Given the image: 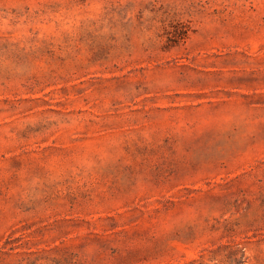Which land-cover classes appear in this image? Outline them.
<instances>
[{
	"label": "rangeland",
	"instance_id": "rangeland-1",
	"mask_svg": "<svg viewBox=\"0 0 264 264\" xmlns=\"http://www.w3.org/2000/svg\"><path fill=\"white\" fill-rule=\"evenodd\" d=\"M0 264H264V0H0Z\"/></svg>",
	"mask_w": 264,
	"mask_h": 264
}]
</instances>
